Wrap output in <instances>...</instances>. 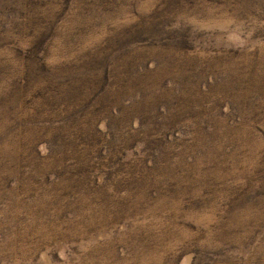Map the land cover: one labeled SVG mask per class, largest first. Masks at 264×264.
<instances>
[{
  "label": "rangeland",
  "instance_id": "1",
  "mask_svg": "<svg viewBox=\"0 0 264 264\" xmlns=\"http://www.w3.org/2000/svg\"><path fill=\"white\" fill-rule=\"evenodd\" d=\"M0 264H264V0H0Z\"/></svg>",
  "mask_w": 264,
  "mask_h": 264
}]
</instances>
